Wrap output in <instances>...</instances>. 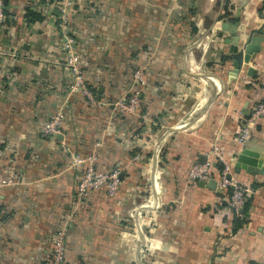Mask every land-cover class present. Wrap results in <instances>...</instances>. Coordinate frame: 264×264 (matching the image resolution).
Returning <instances> with one entry per match:
<instances>
[{"label":"crops","instance_id":"0c3cea01","mask_svg":"<svg viewBox=\"0 0 264 264\" xmlns=\"http://www.w3.org/2000/svg\"><path fill=\"white\" fill-rule=\"evenodd\" d=\"M5 3L0 181L17 183L0 186V264H48L69 214L65 264H262L264 117L245 145L237 137L243 111L264 100V41L236 71L226 40L229 25L243 39L262 27L264 0H72L69 21L95 103L66 97L56 24L64 0ZM28 10L42 19L29 20ZM138 68L147 77L139 106L119 112L114 103ZM62 106L63 136L49 139L43 122ZM214 143L248 188L235 230L227 191L189 177L192 165L212 159ZM244 147L260 168L236 172ZM69 152L95 154L100 170L122 165L118 196L99 190L79 203L83 167H72ZM211 179L219 186L215 168Z\"/></svg>","mask_w":264,"mask_h":264},{"label":"built area","instance_id":"2783aa9c","mask_svg":"<svg viewBox=\"0 0 264 264\" xmlns=\"http://www.w3.org/2000/svg\"><path fill=\"white\" fill-rule=\"evenodd\" d=\"M72 0H64L61 13L58 16L57 28L60 33V41L65 52L64 65L70 74V80L66 88V97L71 98L73 95H82L90 103L96 102L94 91L89 87L86 72L81 64V59L77 51V33L72 31L69 21V9ZM6 3L5 0H0V53H6L2 49L1 39L4 33L6 21ZM133 86L129 93L124 95L119 101L114 103L116 110L122 113L136 112L139 102L140 93L147 85V77L144 69L138 68L133 71ZM63 106L53 114H51L42 125V133L49 139H55L57 135L62 134V123L64 119ZM242 122L238 133L237 141L241 145L250 138L253 128L257 121L264 117V100L255 104L248 116L241 115ZM65 146V142H62ZM160 145H156L159 149ZM70 164L72 167L82 166L83 169L79 174L76 185V197L79 203L85 199L88 194L94 191L104 190L108 197H116L119 194L121 187V173L123 166L117 165L107 170H100L96 168V155L92 154L85 157L78 153L69 152ZM140 154L136 155L134 159H138ZM212 159L206 162H197L189 169V177L191 179L198 178L199 180L207 181L212 175L213 161L220 163L222 169L219 173V187L225 191L230 190L228 201L230 208L234 214H241L246 202V193L248 188L235 179L232 172V165L226 159L222 152L221 145L214 143L211 150ZM17 183V179L8 175L1 179L0 186L13 185ZM72 215L69 214L63 220V225L58 228L53 236L52 258L48 264H65L66 261V233L70 225ZM264 264V260L262 262Z\"/></svg>","mask_w":264,"mask_h":264},{"label":"water","instance_id":"95a60500","mask_svg":"<svg viewBox=\"0 0 264 264\" xmlns=\"http://www.w3.org/2000/svg\"><path fill=\"white\" fill-rule=\"evenodd\" d=\"M228 30L231 32L230 38L226 40V43L229 45L228 55L233 58L234 65H236L235 70L238 71L240 65L249 63L254 55L263 49L261 43L264 41V24L259 29L251 30L247 34L246 39H243L241 34L237 33V24L229 25ZM246 110L247 109L243 112L245 116H248L249 113ZM62 136V134L57 135L59 139H61ZM235 166L236 172L242 168L251 171L256 166L260 168L261 161L254 156L248 147H244L242 151L236 155ZM196 180H198L202 186L209 185L210 182L212 188L217 191H222V188L216 185L214 179L203 181L196 178ZM240 212H243V209H241Z\"/></svg>","mask_w":264,"mask_h":264},{"label":"trees","instance_id":"16d2710c","mask_svg":"<svg viewBox=\"0 0 264 264\" xmlns=\"http://www.w3.org/2000/svg\"><path fill=\"white\" fill-rule=\"evenodd\" d=\"M25 16H26V18H28L31 21L35 20V19H39V20L42 19L39 13L31 11V10H28ZM213 168L217 169L220 173V171L222 169V165L220 163H217L215 165L213 164L212 169ZM230 193H231L230 190L227 191L228 196L230 195ZM247 207H248V205H247V200H246L245 205L243 207L244 211L241 212V214H234L235 215L234 216V230L237 229L239 226H241L242 223L244 222L243 218L247 214V209H248Z\"/></svg>","mask_w":264,"mask_h":264}]
</instances>
